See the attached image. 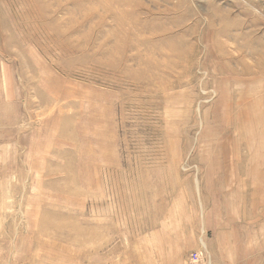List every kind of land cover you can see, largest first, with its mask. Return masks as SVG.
<instances>
[{
  "label": "rangeland",
  "instance_id": "374dc122",
  "mask_svg": "<svg viewBox=\"0 0 264 264\" xmlns=\"http://www.w3.org/2000/svg\"><path fill=\"white\" fill-rule=\"evenodd\" d=\"M256 175L264 0H0V264H264Z\"/></svg>",
  "mask_w": 264,
  "mask_h": 264
},
{
  "label": "bare ground",
  "instance_id": "6f19581e",
  "mask_svg": "<svg viewBox=\"0 0 264 264\" xmlns=\"http://www.w3.org/2000/svg\"><path fill=\"white\" fill-rule=\"evenodd\" d=\"M246 114H247V116H246L247 124L245 125L246 128H244V130H245V132L247 131L248 133H250V135H252L253 132H256L255 128H256L257 118L253 117L248 112ZM239 125H240V128L243 126V124H239ZM247 148H250V147H247ZM250 153H252V149L251 148H250ZM216 163H217V165H216L217 169H220L219 167L222 166L221 160L218 159ZM247 166L249 168V165H247ZM248 168H247L248 171H250V170L253 171L254 170V168H249V169ZM260 170H261V168H258V170H256V172L257 173H258V171L261 172ZM238 181H239V183H240V185L242 187L243 186H248V184L249 185L251 184V186H253V188H251L249 192L245 191L242 188H237V191L239 193H244V196H245V197H242V202H240L239 205L242 204L243 207H244V206L247 205V201H248V204H249V206H250V208L252 209L253 212L259 211L260 207L264 205L262 203V201L264 200V180L262 178V175H259L258 178H257V175H256L255 181L249 180L248 182H245L243 179H241V177H239ZM246 217H247V215L244 214V211H243L242 218H246Z\"/></svg>",
  "mask_w": 264,
  "mask_h": 264
}]
</instances>
